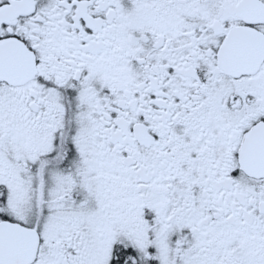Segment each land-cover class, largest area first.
Wrapping results in <instances>:
<instances>
[{
  "label": "snow or ice",
  "instance_id": "1",
  "mask_svg": "<svg viewBox=\"0 0 264 264\" xmlns=\"http://www.w3.org/2000/svg\"><path fill=\"white\" fill-rule=\"evenodd\" d=\"M0 264H264V0H0Z\"/></svg>",
  "mask_w": 264,
  "mask_h": 264
}]
</instances>
